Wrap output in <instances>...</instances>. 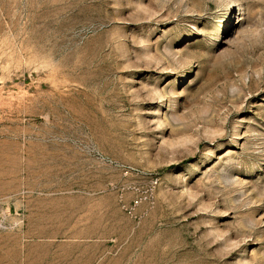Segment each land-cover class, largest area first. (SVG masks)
<instances>
[{
    "label": "rangeland",
    "instance_id": "1",
    "mask_svg": "<svg viewBox=\"0 0 264 264\" xmlns=\"http://www.w3.org/2000/svg\"><path fill=\"white\" fill-rule=\"evenodd\" d=\"M0 264H264V0H0Z\"/></svg>",
    "mask_w": 264,
    "mask_h": 264
}]
</instances>
